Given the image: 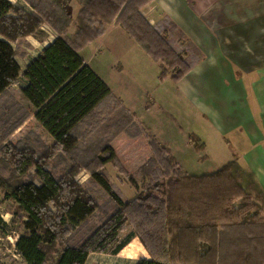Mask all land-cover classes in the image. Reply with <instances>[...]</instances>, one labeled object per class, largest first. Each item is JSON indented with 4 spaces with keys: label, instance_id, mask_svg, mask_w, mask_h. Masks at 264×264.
Instances as JSON below:
<instances>
[{
    "label": "trees",
    "instance_id": "16d2710c",
    "mask_svg": "<svg viewBox=\"0 0 264 264\" xmlns=\"http://www.w3.org/2000/svg\"><path fill=\"white\" fill-rule=\"evenodd\" d=\"M23 1L29 10L9 0H0V95L20 75L15 51L8 40L32 34L46 23L57 37L25 67L21 73L25 84L20 92L32 108L36 122L53 139L55 149L73 152L79 144L74 136L75 128L87 118H95L97 109L106 102L108 115H118L116 134L124 130L121 125L128 122L134 125L119 98L78 53L80 46L62 35L70 23L71 0ZM78 1L75 42L84 45L93 41L104 33L105 24L114 21L154 61L171 69V80L181 79L192 68L194 59L189 49L185 46L181 49L183 54L179 52V44L183 43L172 34L176 27L170 25L172 31L164 30L165 35L141 15L140 9L151 0ZM165 22L170 24L168 20ZM164 76L165 71H161L160 77ZM138 127L152 152L138 173L149 169L152 178L169 176V165L174 160H170L168 150L145 127L139 124ZM190 138L194 149L201 150L199 140L194 135ZM100 150L108 155L89 163L76 157L79 164L71 166L65 175H53L42 153L34 158L36 162L27 160L24 164V159H20L18 163L22 166L11 178L0 176V191L16 204L25 218L24 232L15 240L16 253L24 264H47L48 247L56 243L62 247L54 252L53 264H84L91 252L116 253L133 234L150 255V259H140L135 264H264V195L235 158L200 176L178 172L174 166L177 172L172 171L166 180L165 199L155 196L147 187L144 194L124 200L101 172L103 165L111 160L118 164L116 155L108 143ZM31 166L36 181L22 180L21 175ZM81 167L103 189L107 202L111 201L110 212L104 204L100 206V224L122 211L134 228L112 248L93 240L97 228L74 242L76 233L99 208L73 178L64 177L68 172L77 173ZM118 169L122 170L120 166ZM128 181L137 189L133 177H128ZM158 187L155 184L153 189ZM67 238L70 240L65 241Z\"/></svg>",
    "mask_w": 264,
    "mask_h": 264
},
{
    "label": "crops",
    "instance_id": "0c3cea01",
    "mask_svg": "<svg viewBox=\"0 0 264 264\" xmlns=\"http://www.w3.org/2000/svg\"><path fill=\"white\" fill-rule=\"evenodd\" d=\"M78 11L79 6L75 7L74 13L72 11L73 16L76 17ZM140 13L151 26L157 28L161 27L160 20H168L169 25L176 27L194 59L192 68L174 86L178 97L191 101L196 107L198 131L196 128L185 127L186 132L175 133L182 128L175 119L171 122V129L169 127V130L174 131L173 134L155 132L154 137L160 145L170 149L179 164L177 167L182 168L186 174H210L235 158L239 166L252 175L264 195V0H151L140 9ZM43 39L40 44L37 41L40 47L26 62L25 67L53 41L47 43ZM113 42H123L124 49L114 52L111 50ZM129 48L138 54L135 55L137 59L150 57L142 46L113 21L105 24L104 34L88 46L89 56L86 59L78 53L112 90L107 81L110 74L124 75L123 71L128 73L127 70H137L140 65L133 63L126 67V54L131 55ZM107 51V62L97 61L101 65H91L90 62L96 60L98 54ZM155 64V72H161L160 64ZM23 70L20 67V74ZM168 74L171 75V71ZM170 80L171 77L166 76L163 82ZM24 84L23 79L19 88ZM120 88L122 94L119 96L123 99L121 101L135 113L134 119L143 123L144 118L141 115L144 110L142 107H134V101L127 93L128 88L123 81ZM200 124L203 129L209 126L214 143L221 146V142L226 141L225 149L232 153L229 159L219 165L211 164L207 167L206 149L213 147V143L204 139ZM190 135H194L202 144L203 150L200 153L195 152L189 141ZM115 141L116 147L113 144ZM110 147L117 155L123 170L128 173L138 170L152 156L148 142L141 134L120 133L111 141ZM118 170L114 168L110 172L109 168H105V172L103 169L101 172L111 185H124L121 188L131 186V195H124L122 198L131 200L136 197V188L122 180ZM111 225L113 224L109 221L101 225L93 240L99 241L97 235L103 228L107 229L106 232L109 231L111 237L108 240L123 233L122 228L113 230L109 228ZM132 232L133 230L124 232L113 245ZM140 259H150V255L139 238L133 234L116 253L91 252L84 264H135Z\"/></svg>",
    "mask_w": 264,
    "mask_h": 264
},
{
    "label": "rangeland",
    "instance_id": "374dc122",
    "mask_svg": "<svg viewBox=\"0 0 264 264\" xmlns=\"http://www.w3.org/2000/svg\"><path fill=\"white\" fill-rule=\"evenodd\" d=\"M12 3L16 4L19 7H22L24 10H29L27 3H25L23 0H14V2ZM69 5L71 19L67 29L62 35L69 39L73 43V45L80 46L78 47V52H80L86 59L89 56V53L87 51L88 46H90L93 41L101 37L104 33L93 41H90L84 45L78 41L75 42L74 34L76 32L77 16H73V13L75 12V7L77 6H79L80 10V1L71 0ZM165 21L164 19L160 20L159 24L161 27L159 28V30L162 29V32H164V30L172 31V27H170V25ZM172 34H175L180 38L181 41L179 43H183L181 45L179 44V52L183 54L182 50L185 49L186 44L184 43L182 36L177 30L172 32ZM43 37L45 38L43 39ZM54 37H57V33L48 24L43 23L40 27L35 29L32 34L19 37L14 41L8 40L15 51V57L21 67V70L24 69L26 62L30 58H32L35 53H37L38 48L40 47L38 43L40 44V41H42V39L47 43H50L55 39ZM33 38H35L36 40H33ZM123 49V42H113L111 50L118 53ZM129 52L131 53V55H129L128 53L126 54V67H128L129 64L140 63L137 70L130 69L127 70L128 73L126 71H123L124 75L110 74L109 78L105 79H107L108 83L110 84L112 89L111 92L113 93V95L119 98L121 105L127 112H129V118L133 120L134 125L130 122L125 123L120 126L124 130L116 134L115 132H117V129L119 128V123L116 122L118 119L116 117H118V115H108L109 113L107 111L109 108H107L106 106L109 105V103H103L97 109V112H95V118L89 117L86 120L82 121L75 128L74 136L76 137L79 144L76 149L70 153H64L60 150L55 149L53 139L34 119L32 108L20 92L19 86L22 84L23 80L22 75L20 74L15 82L11 84L8 89L0 95V176L5 179L11 178L17 173L18 167L22 166V164L20 165L18 163L20 159H24V164L27 160L36 162L34 158L39 157L42 153L46 155L45 162H47V165L51 169L53 175H65V171H70L71 166L77 167L80 158L83 160V162L89 163L91 160L100 158V156H107L108 153L102 152L100 150L101 146L105 143H108V145L110 146L111 141L120 133H125L127 135L141 134L145 137L143 133H140L138 124L139 126L140 124L143 127L146 126L148 129L146 127L145 128L152 135L155 132H166L165 134L170 135L174 133V131L169 130V127L170 129L172 127L171 122L177 119L182 128L176 130L175 133L186 132L184 130L185 127L187 129L190 127L193 129L196 128V130L198 131L199 125L196 107L191 101H188L187 99L182 97H178L177 93L175 92L177 91V89L174 85H176L182 78L177 81L170 80V82L167 81V83L163 82L166 76L171 77V75L168 74L171 69L168 68L165 63L158 62L160 64V70L165 71V76L161 78V72H155V62L157 61H154L151 57H143V59H137L135 55L138 54H136L135 51L132 50V48H129ZM108 56L109 51L104 54H98V56L95 57L96 60H93L90 63L92 66L94 64L101 65L97 64V61L107 62L109 60ZM98 57L100 59H98ZM101 70L102 67L99 68V71ZM122 81L123 84H126V87L128 88L127 93L131 95V99L134 101V107H142V110H144L143 115H141V117L144 118L143 123L135 120V113L133 111H130V109H128L121 101L123 99L119 95L121 93L120 86L122 85ZM152 98L157 100H152ZM98 116L101 117L98 118ZM97 119L99 123H96ZM200 125L202 126L201 132L204 139L208 142L210 141L209 143H213V147L209 146V148L206 149L208 153L207 167H210L211 164L219 165L220 163H223L225 160L229 159L232 153H230V150L225 149V146L227 144L226 141L223 140L221 142V146L219 145V143H214V138L211 135V129L209 128V126L207 125L203 129V125ZM152 126H154V128H152ZM190 139L189 141L193 144V139ZM229 139L231 140V138ZM116 142L114 143L115 147L117 146ZM166 150H168V156L170 160H174V163L171 162V164L169 165V176L167 177L164 175H160L156 179L152 178L151 171L149 169H144L142 173H138L139 169L128 173L123 170L116 154V160L119 165L115 164L114 160H111L105 163L102 169L105 172V168H109L110 172H112V169L118 168L120 166V168L122 169L120 170V178L122 180L130 184V182L128 181V177L134 178L137 184V189L135 191V193L137 192L136 196L140 193L144 194L146 192V188L149 187V189L152 190L155 196L165 199L166 180L171 177V172H177V170L178 172H184L182 171V168L177 167L179 164L176 161L175 157L171 154L170 149L166 148ZM202 150H195V152L200 153ZM201 156L202 159H205L204 155ZM75 162L76 165L73 164ZM174 166L177 170L174 169ZM34 171L35 169L33 166L29 167L26 173L21 175V179H33L34 181H36V179L33 177ZM64 177L73 178L79 189H81L86 195L93 197L99 205V208L95 210L94 215L89 219L88 223L82 226L79 232L76 233L74 242H77L85 235V233L91 232L95 230V228H97L98 230L100 229L101 225H103L100 224L102 221V212L100 209L101 205L104 204V206L106 207L105 210L108 212H110L113 207L111 201L107 202V200L109 201V199L103 189L95 184L92 180H90L89 172L84 167H81L77 173H73V171L68 172V174ZM155 184L160 185V187H158L159 189H153ZM112 186H114L113 189L119 194L121 198H124V195H131L133 190V188L129 185L125 188H123L124 185L121 184ZM121 186L123 187L121 188ZM24 219L25 218L22 216V214L17 210L16 204L7 199L5 197V194L0 191V264H24L15 250V240L19 234L24 232L22 223ZM108 221L113 224L109 228L113 230H120L122 228L121 231L123 232L119 233L111 240H108L111 237L110 234H108L109 231L106 232L107 229L104 228L101 229V231L99 230L97 235L99 241L95 242L98 244L104 243L103 245L106 247L109 246L108 248H112L114 246L113 244L117 242L121 236H123L124 232L128 230L134 231L132 224L121 211H118L112 218L108 219L106 222ZM70 236L72 239L73 236ZM69 238L65 239V241L70 240ZM61 247V243H56L55 245L48 247L47 264H53L56 259V255L54 252H58Z\"/></svg>",
    "mask_w": 264,
    "mask_h": 264
}]
</instances>
